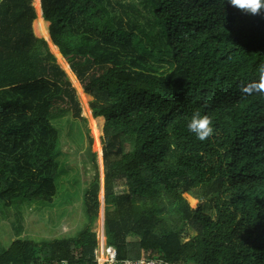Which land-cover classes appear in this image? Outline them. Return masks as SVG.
<instances>
[{"label":"trees","instance_id":"trees-1","mask_svg":"<svg viewBox=\"0 0 264 264\" xmlns=\"http://www.w3.org/2000/svg\"><path fill=\"white\" fill-rule=\"evenodd\" d=\"M36 9L34 0L0 4L5 207L51 203L62 136L53 120L85 122L68 73L34 33L37 22L47 37L49 22L83 107L92 97L97 120L86 108L84 117L97 136L106 122L104 229L118 261L264 264V96L241 91L264 65V10L228 0H41L42 19ZM196 112L213 121L203 142L187 129ZM90 184L92 226L100 185ZM198 196L215 199V219ZM98 247L90 228L73 241L17 240L0 264H99Z\"/></svg>","mask_w":264,"mask_h":264},{"label":"rangeland","instance_id":"rangeland-1","mask_svg":"<svg viewBox=\"0 0 264 264\" xmlns=\"http://www.w3.org/2000/svg\"><path fill=\"white\" fill-rule=\"evenodd\" d=\"M2 2L3 0H0V4ZM34 8L36 9L35 0ZM36 12L38 17L43 19L41 0ZM49 27L50 23L48 22V35L44 37L38 32L37 22L33 23L35 35L48 40L58 63L68 73L72 86L76 90L81 108V116L85 122L74 121L70 118L63 119L62 122L58 123L57 120H53L55 127L61 131L62 136L59 145L60 167L57 177V192L51 203H30L24 199H17L12 204V207L6 208L0 201V256L16 240L33 242L39 246L56 240L73 241L87 228H90L92 232L97 234L100 246L107 243L104 229L106 204L103 155L104 127L106 122L103 119V124H99L101 133L97 136L84 114V108L90 110L89 104L92 97L85 93L87 102L84 104L86 106L83 107L80 92L82 90L78 89L79 83L70 70L69 64H65L66 60L53 45L49 34ZM89 118L97 120L92 116V112ZM87 150L94 153V157L91 158V154ZM96 178L100 185V205L98 219L91 226V222L85 213L83 195L91 185V181L96 180ZM197 199L205 204L206 212L211 214L215 219L217 217L215 199L209 197L203 200L200 196ZM101 220L104 221L102 227ZM16 235H21V237L14 238ZM131 240L135 239L131 238ZM100 259L102 260V258Z\"/></svg>","mask_w":264,"mask_h":264},{"label":"clouds","instance_id":"clouds-1","mask_svg":"<svg viewBox=\"0 0 264 264\" xmlns=\"http://www.w3.org/2000/svg\"><path fill=\"white\" fill-rule=\"evenodd\" d=\"M228 2L231 6L251 15H259L264 10V0H228ZM241 91L245 95L257 93L264 96V65L259 68V79L242 86ZM187 129L201 142L211 138L214 134L212 119L199 112L193 114L187 123Z\"/></svg>","mask_w":264,"mask_h":264},{"label":"built area","instance_id":"built-area-1","mask_svg":"<svg viewBox=\"0 0 264 264\" xmlns=\"http://www.w3.org/2000/svg\"><path fill=\"white\" fill-rule=\"evenodd\" d=\"M95 257L96 260L99 262V264H119L121 262L118 261V251L107 245H102L97 248L95 251ZM102 258V260L100 259ZM102 262V263H101ZM121 264H169V263H162L158 262L156 260H142L138 262H126V263H121Z\"/></svg>","mask_w":264,"mask_h":264},{"label":"crops","instance_id":"crops-1","mask_svg":"<svg viewBox=\"0 0 264 264\" xmlns=\"http://www.w3.org/2000/svg\"><path fill=\"white\" fill-rule=\"evenodd\" d=\"M21 237V235H16L14 238H20ZM17 241V240H16Z\"/></svg>","mask_w":264,"mask_h":264},{"label":"water","instance_id":"water-1","mask_svg":"<svg viewBox=\"0 0 264 264\" xmlns=\"http://www.w3.org/2000/svg\"><path fill=\"white\" fill-rule=\"evenodd\" d=\"M119 264H121V263H119Z\"/></svg>","mask_w":264,"mask_h":264}]
</instances>
